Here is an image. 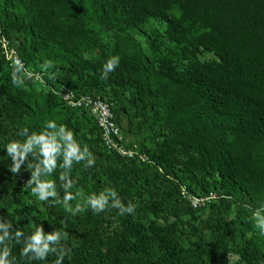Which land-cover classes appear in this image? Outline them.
I'll list each match as a JSON object with an SVG mask.
<instances>
[{
    "label": "trees",
    "instance_id": "1",
    "mask_svg": "<svg viewBox=\"0 0 264 264\" xmlns=\"http://www.w3.org/2000/svg\"><path fill=\"white\" fill-rule=\"evenodd\" d=\"M88 20L115 34L161 22L166 38L186 54L159 62L140 50L117 55L100 33L87 29ZM1 37L44 82L26 78L14 87L0 50V218L12 223L11 231L31 234L29 220L45 233L58 229L25 187L26 165L36 161L30 155L13 174L3 150L23 141L24 129L39 133L55 120L95 160L90 168L73 165V189L87 198L113 188L122 202L136 205L132 215L89 210L75 214V225L60 222L67 233L62 243L71 250L63 264H264V237L253 220V213L264 216V0H0ZM91 50L98 59L85 57ZM54 53V68L42 70ZM205 53L214 58L195 57ZM112 56L120 58L119 67L103 81L102 65ZM61 87L110 103L121 135H132L124 146L138 145L147 163L104 148L94 117L66 107L55 94ZM124 101L141 118L136 130H130L132 120L124 128ZM148 125L153 136L145 132ZM181 186L216 199L193 209ZM22 244L9 242L16 264H28ZM55 259L50 254L41 264Z\"/></svg>",
    "mask_w": 264,
    "mask_h": 264
},
{
    "label": "clouds",
    "instance_id": "2",
    "mask_svg": "<svg viewBox=\"0 0 264 264\" xmlns=\"http://www.w3.org/2000/svg\"><path fill=\"white\" fill-rule=\"evenodd\" d=\"M12 59L11 83L14 87H23L25 77H31L32 73L24 68L21 59L16 56ZM120 64L118 56H112L102 65L100 79L106 81L109 74L114 72ZM54 68V62L47 60L43 64L42 70ZM56 73L50 74L54 79ZM39 77H37L38 79ZM23 141L13 140L4 145L6 156L12 163L8 170L13 174H19L21 165L25 164L31 155L34 164L26 165L30 171V179L25 187L30 188V195L37 201L51 205H61L66 211H71L73 215L82 210L90 209L93 214L102 213L110 208L118 210L120 216L125 214L132 215L135 212L136 205L121 201L118 192L113 188H106L99 194L89 195L82 208L77 204L74 210L68 207L70 201L76 200L81 196L79 189L73 193L75 181L71 178V171L74 164L84 163L85 168H90L95 164L92 154L87 146H83L75 138L74 132L65 125H58L55 120H48L44 128L39 133L29 134L28 129H24ZM59 170L58 180L59 189L63 192L61 197L58 192V186L55 180L49 179ZM43 177V178H42ZM254 227L259 229L260 236L264 237V216L253 213ZM29 225L33 228L31 234H25L21 230L11 231L12 223L4 222L0 218V264H16L15 256H12L9 242L21 244V258H26L28 264L33 261L37 264L45 262L50 254H55L54 264H63L66 255H69L70 249L62 243L67 239V233L63 227L59 230L45 233L43 227L29 220ZM11 229V230H10Z\"/></svg>",
    "mask_w": 264,
    "mask_h": 264
},
{
    "label": "rangeland",
    "instance_id": "3",
    "mask_svg": "<svg viewBox=\"0 0 264 264\" xmlns=\"http://www.w3.org/2000/svg\"><path fill=\"white\" fill-rule=\"evenodd\" d=\"M174 12L177 13L178 11L174 10ZM87 29L100 33L102 40H104L107 43L109 50L113 53L114 52L117 53V55H120V54H123L126 56L137 55L138 53L137 51L140 50L143 56L148 57L150 60L154 62H159L165 58H171V57L176 58V59L180 57L183 60L184 55L186 54L185 49H183L181 46L176 45L175 43H171L168 40V38H166V25L158 21L149 20L147 23L140 26L138 29L134 31H128L127 33H124V34H115L112 31H106L95 20H88ZM13 37H15V35H12V40H14ZM6 40L12 45L10 40L8 39ZM149 43L153 44L154 47H150ZM55 55L56 53L51 55L50 60L55 59ZM85 57L87 59H98L99 52L97 50H91L90 52L85 54ZM195 57H199L202 60H209V59L214 58V56L210 53H205L204 55H201V56L196 55ZM26 78L27 77H25V79ZM37 88L42 89L40 87H37ZM124 105L128 107L129 109L128 118H124L122 122L124 124V128L126 129V127L128 126L127 125L128 121L132 120L133 124L130 130H136L137 122L141 121V118L137 119L134 117L135 109L131 107L130 105H128L127 101H124ZM57 110L58 108L55 107L54 111H57ZM55 115L56 114H54L53 117H55ZM145 118L146 120H150L152 118L150 111H147ZM151 123L152 121L150 120L148 124L151 125ZM149 125L145 126V132L146 134H150L153 136V132L149 128ZM122 132H125V131L122 130ZM126 134H127V137L122 136L124 144H127L126 142L132 139V135L130 133H126ZM138 147L139 146L136 145V148ZM49 179H53L56 181L57 186H58L59 195L62 197L63 192L59 189L60 181L56 177H53V176L49 177ZM77 189L80 190L81 196L78 197L76 200L69 202L68 207L72 210L76 208L77 204H79L82 208L85 205L86 197L83 195L84 190L78 187L76 189H72L71 191L75 193ZM32 202L33 203L35 202V204L38 206V208L41 211H44V213L51 216V218L56 223L55 225L58 224V229H60L59 223L62 221L65 222L66 226L75 225L74 224V222L76 221L75 215H73L71 211H66L63 206L58 205V204L51 205L48 203H42V202L37 201L35 197H34V200H32ZM89 210L90 209L82 210L80 212L88 213ZM64 211L66 212V214L62 216L60 219L59 215ZM80 212H77V213H80ZM261 249L264 251V244L261 245Z\"/></svg>",
    "mask_w": 264,
    "mask_h": 264
},
{
    "label": "built area",
    "instance_id": "4",
    "mask_svg": "<svg viewBox=\"0 0 264 264\" xmlns=\"http://www.w3.org/2000/svg\"><path fill=\"white\" fill-rule=\"evenodd\" d=\"M0 50L4 59L11 66L12 59H10V57L15 58L17 53L4 37L0 38ZM21 61L23 62V60ZM24 68L28 72L32 73V76L27 78L33 79L38 84L44 86L41 73L31 72L27 69L25 64ZM37 77L39 78L37 79ZM55 94L66 107L70 109L87 110L94 117L96 125L100 130L101 144L104 148L116 153L120 157H125L126 159L136 158V160L141 163H147V156L138 152L136 146L131 148L124 146L121 131L115 121L110 103L104 101L99 96L76 94L74 90L69 87H61L58 92H55ZM180 194L189 202L193 209H197L216 199L214 194H210L205 197H196L191 195L184 186L180 187Z\"/></svg>",
    "mask_w": 264,
    "mask_h": 264
}]
</instances>
